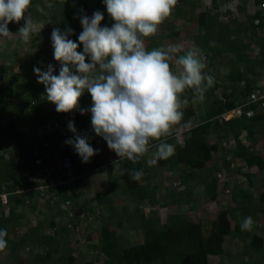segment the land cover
I'll return each instance as SVG.
<instances>
[{
  "label": "trees",
  "instance_id": "trees-1",
  "mask_svg": "<svg viewBox=\"0 0 264 264\" xmlns=\"http://www.w3.org/2000/svg\"><path fill=\"white\" fill-rule=\"evenodd\" d=\"M230 1L234 0H210L201 9V0H144L136 3L137 19L132 22L115 0H0V37L17 32L20 22L46 23L41 49L32 58L25 56L17 66L20 70L14 62H0V190L10 192L7 203L0 199V250L8 248L11 264L76 262L72 246L87 237L83 234L82 238L79 228L82 209L78 211L75 202L63 209L62 203L72 197L69 191L80 190L84 179L103 165L107 166L108 188L98 192L97 203L110 208L111 213L112 197L119 191L127 193L138 207L130 214L126 206L118 226L124 228V220L137 221L134 226L142 240L124 245L117 226L104 222L99 225L100 232L94 233L97 243L90 246L106 256L102 264H213L208 256L222 254L226 239L232 236L244 243V256H260L264 261V238L248 220L264 206V191L257 202L252 200L259 188L258 175L264 186V156L256 148L264 147V0H254L253 14H247L244 5L238 6L246 19L240 20L228 9L223 13L227 20H220L221 5ZM93 17L99 24L96 42L104 70H88L81 54L86 27ZM180 20L195 27L187 50L177 40L182 34L177 25ZM117 28L120 36L115 33ZM255 44L260 49L257 54ZM183 51L191 54L194 68L170 83L169 70L181 60ZM224 54L231 58L227 71L221 74L215 61ZM197 62H201L199 66ZM23 64L31 72L22 68ZM127 83H136L138 88L129 90ZM135 94L151 100L153 111L160 110L168 125L157 119L151 132L129 128L128 121L136 117V111L142 118L150 111L144 101L131 100ZM173 94H178V102L161 106L154 100ZM237 107L241 114L228 120L222 117ZM137 126L143 127V123ZM211 135L216 136V142H211ZM97 136L108 140L109 152L97 148ZM140 136H150L153 144L141 148ZM7 137L16 140V149L3 146ZM231 140L234 146H224ZM78 147L82 153L76 158L69 150ZM35 149L55 156L53 162L43 163V168L64 156L74 157L71 174L75 182L52 187L58 200L44 205L48 210L44 214L50 212L52 217L50 232H45V219L36 218L28 229L26 222L19 224L25 216L20 213L25 201L18 190L30 185L37 170ZM214 156L216 166L208 168ZM237 161L238 167L234 165ZM115 164L121 168L118 175ZM167 167L177 171L173 181L179 179L182 188L166 190L163 204L173 211L162 221L155 210L145 214L139 205L158 204L160 189L153 180ZM207 168L209 173L204 174ZM215 168L223 171L225 181L236 169L248 185L239 176L235 178L239 190L233 192L232 188L230 195L235 199L241 195L243 202L237 205V198L236 203L218 210L206 227L180 209L194 201L198 185L207 200H218L219 193L229 186L226 182L222 188L213 175ZM243 168H256L257 172ZM32 209L41 213L42 204L35 201ZM127 213L128 220L124 218ZM41 246L46 251L35 252ZM25 250L27 258L20 254Z\"/></svg>",
  "mask_w": 264,
  "mask_h": 264
},
{
  "label": "rangeland",
  "instance_id": "rangeland-1",
  "mask_svg": "<svg viewBox=\"0 0 264 264\" xmlns=\"http://www.w3.org/2000/svg\"><path fill=\"white\" fill-rule=\"evenodd\" d=\"M201 1L203 3V6L201 7V9H204L207 5L210 4V0H201ZM115 2L117 4H120L124 8V14L127 18L130 19V21L136 22V19H137L136 3L139 2L142 4L144 2V0H115ZM241 5L242 6L244 5V7L246 8L247 14H253L256 10L254 0H234V1H230L229 3L221 5L220 11L222 12V14L219 15V19L221 20L224 18L225 20H227V16L224 15L223 13H225L226 10H228V9H231L232 11L236 12L235 15L240 20L246 19L245 13L243 11H240V10L238 11V6H241ZM198 10H200V9H198ZM145 25L149 26L148 23H146ZM177 25L182 30L181 36H179L177 38V40L179 41L178 44L180 47L183 48V50H187V48H189L188 42L192 41L193 40L192 38H194V36H195V27L191 22L190 23L185 22L184 20L178 21ZM45 26H46L45 22H39V21H35V20L32 21L31 23H29L28 25L24 24L23 22H20L19 26L17 27V32H15V33L5 32L0 37V62H2V60L6 61L9 64H13V62H14V63H16V68L19 69V67H17V66L19 65V62H21V61L23 62L25 60L24 59L25 56L32 58L35 56L36 52L39 49H41L42 41H43V38L45 37V30H44ZM98 29H99V24L97 21V17H93L91 22L89 24H87L86 36L84 39L85 48L81 52L82 58L85 62V66L88 70H104V69H106V67H104L105 63L102 61L103 60L102 56L100 55L98 47H97L96 38H97V34H98ZM115 33L117 36H120L121 35V29L117 28ZM263 35H264V32H263ZM162 43H164V46H165V43H168V37H166V39H164ZM259 52H260V49H259L258 45H256V47L254 48V53L257 54ZM180 56H181V60L179 62H181V63L176 61L177 63H175V65L173 64L169 70L170 74L168 76V81L170 83H175L181 77L188 74L191 69L194 68V64L191 63L193 61V59H191V54L188 51H183V53ZM230 58H231V54H224V56L216 59L215 64L218 65L216 68V70H218L217 72H219L221 74H225V72L227 71V65H228ZM200 63L197 62L196 65L199 66ZM159 64L161 65V63H159ZM21 66H22V68L24 66V69L26 71L31 72V70H29V66L27 64H23ZM215 67H216V65H215ZM177 68H179L178 69L179 72H178ZM23 81H25V80H23ZM23 81L20 80L21 83ZM125 86L127 88H129V90H131L134 87H137L138 85L136 83H134V84L127 83ZM153 92L154 91L150 92V94H152V96H154ZM131 100H139L140 102L144 101L146 103L145 109H147V110L150 109V111L145 118L144 117L142 118V115L140 113H137V111H136L135 112L136 117L133 119H130L128 121L129 122L128 123L129 128L133 127V128L140 129V132H142V133L145 130L151 132L153 126L156 124V122H158L157 119L162 120L161 119L162 113L160 112V110L153 111L154 105H151L152 101L151 100L146 101L145 96L141 99V96L139 94H135V95L131 96ZM154 100H156L157 102H159L161 104V106H163V105H166L170 102H178L179 96H178V94H173L170 97H166L165 95H163V97L158 96ZM56 110H58V109H56ZM58 111H60V110H58ZM139 122L143 123V127L137 126ZM161 122L164 123L165 126L168 125L167 122L165 121V119H163ZM174 126H176V124ZM98 138L99 137L97 136L96 139H98ZM210 139H211V142H216V140H217L216 136H213V135L210 136ZM229 142H231V141H229ZM2 144L4 147L6 146V148L8 147L11 149H16V140L13 137H7L6 139L3 140ZM229 144L230 143H228V146H234V142H232V144H230V145ZM99 147L102 151H105L106 153L108 151H110L109 150L110 144H109L108 140H106V138H102V141L99 144ZM256 148L264 156V147H262V144L256 146ZM69 151L76 158H79L80 157L79 154L82 153V150L80 149V147L72 148ZM220 157H222V155H220ZM72 158H74V157L72 156ZM216 159H217V156H214V159L208 163V168H211L212 166H216V161L218 160V159L217 160ZM239 164L240 163L237 161L234 165H236L238 167ZM208 168L204 170V174L209 173ZM216 169L217 168H215V170ZM246 170H253V171L257 172L256 168H250V169H246ZM234 171L235 172L230 174L232 177L229 179V181H223L224 180L223 177H218L219 172H223L221 170H219V171L216 170V172L214 171L213 175L218 177L219 181L222 182L221 183L222 188L225 185L224 182L225 183L227 182V185L231 186V189L233 186V190H234L233 192H235V191L238 192L239 188L235 187V185H236V182L238 181L237 179H238L239 173H237L236 169ZM176 172L174 170H169L168 167L163 168L162 171H159L156 179L153 180V183L158 184L159 189H160L156 193V196H157L156 199H157L158 204L154 207L149 206L148 204L146 205V203L139 205L141 210H143L145 212V214L146 213L149 214L150 212H152V210H155L157 212V214H159L162 221H165L167 216L170 213H172V211H173L172 207L164 205L163 203H164V199H165V192L167 189L179 190L180 188H182V186L179 187L177 185H174L176 180L179 181V179H176L173 181L174 177L177 175ZM243 172L244 171L242 169L241 173L243 174ZM114 173L117 175L121 173V168L118 165L114 167ZM99 178L100 179L98 180V183L102 184V186H103L102 189L107 190V188H108V183H107L108 173H105V171L101 169V173L99 175ZM235 178H237V179H235ZM239 178L244 183L246 182V181H244V175L239 176ZM257 181H258V185H259L258 187L259 188L254 192L255 195L253 196V199H252L255 202L258 201L257 197H259L260 192L264 191V186H261L262 183H261V179H260L259 175H258ZM93 183L91 182V185L94 186ZM245 184L248 185L247 182ZM91 185L87 184V186L89 188H91ZM95 187H96V184H95ZM194 191H195V197L193 199L194 201L188 205L183 206L180 209V212L190 214L194 220L200 221L206 227H210V222L213 219H215L218 210H220L221 208H224V207H226V208L229 207L233 202L236 203L237 198L239 199L237 205H241L240 202H243V200H244L241 195H238V197H236V199L233 195V198H232V196L230 194H224V190H223L222 192L219 193L220 196H219L218 200H210L209 201L205 198L204 195L201 194L202 189L199 187V185L195 188ZM93 197H94V193L92 195V198ZM75 204H76V208H78L77 210L80 211L81 210L80 208H82V206L85 205V201L83 202V197L77 195V197L75 199ZM111 206H112L111 213L109 210L110 208L108 209V207H106V209H102V214H100V215H97V213H94V214L90 213V215H88L87 218L82 215L81 221H80L81 227L79 226V228L81 230L80 232L82 234V238H83V234H85L87 237H89V239H86L87 237L83 238L78 243L79 245L72 246V248L75 250L74 252L76 255V262L74 264H88V262L91 259L94 260V264H102V262L104 261V258H106V256H104L102 254V252L99 251V249L94 250L90 246L93 245L95 242L97 243L98 240L96 239L97 237L95 238L94 233H96L98 231L100 232V226L99 225L104 224V222L106 224H107V222L111 223L110 225L112 227L117 226L116 227L117 232L121 238V242L124 245L136 243V242L142 240L141 232L139 230H136L135 226H134V225L138 224L137 221L130 222V221L124 220V228L118 226V220H119V218H121L120 216L124 214V211H126V210H124L126 208V206L129 207L127 212H130V214H134V210H136L138 207L137 203L133 199H131V197L128 196L127 193H125L123 191H121V192L119 191L118 193H116L112 197ZM88 207H91L90 204L88 205ZM93 208H95V203L93 205ZM21 212H23V213L25 212L24 213L25 216L22 217L21 221L18 220V222L20 221L19 224L26 222L27 223L26 226H28L27 228H29V225L32 224V222H35L37 219H40V220L45 219L46 224L48 226V227H45V232H50V228L48 225L50 220L52 219L50 212L42 215V214L36 213L32 209H30V206H27V207L24 206L21 209ZM109 213L111 216L110 218H109ZM79 214L81 215V212ZM77 215H78V212H77ZM129 216L130 215H128V213H127V215H125L124 218L126 220H128ZM253 216H255L256 219ZM248 220L251 223L252 222L254 223L253 224L254 228L259 233V235L263 236V238H264V206H262L260 208V211L258 213L251 214V216L248 217ZM205 230L206 229H204V231ZM243 245H244V243L241 242V240L238 237H236V236L228 237L226 239L225 244H224L222 254H220V255L210 254L208 256V259L213 264H264V261L262 260V258L260 256H253L252 258H250V256H247V255L244 256L242 254ZM66 248H67V251H70L71 246L66 247ZM7 250H8V248L5 250H0V264H11V261H9V259L7 258ZM39 251L45 252L46 247L41 246L40 248H37L35 250V252H39ZM27 252H26V250L23 251V253H21V251H20V254L24 258H27L28 257ZM27 264H29V263L27 262Z\"/></svg>",
  "mask_w": 264,
  "mask_h": 264
},
{
  "label": "built area",
  "instance_id": "built-area-1",
  "mask_svg": "<svg viewBox=\"0 0 264 264\" xmlns=\"http://www.w3.org/2000/svg\"><path fill=\"white\" fill-rule=\"evenodd\" d=\"M253 99H256L257 97L254 95H252ZM242 113L241 107H237L227 113H224L222 115L223 118H225L226 120H228L229 118H231L234 115H239ZM56 127L62 128V125H60L59 123H56L55 125ZM233 140H231V142H224L225 146H228V143L232 144ZM140 144H141V148L142 147H147L152 143V138L150 136H140ZM229 144V145H230ZM47 147V145H45ZM35 154L36 155H41L44 152L35 149ZM36 162L38 164L42 163V159L38 158L36 160ZM72 166H73V162L71 160V158L69 157H65L64 159H61L58 163L57 166L55 168H52V171L55 172V174L57 176L54 177H50L47 178L48 175L53 176L52 172H50V170H36L33 174H36L35 177L33 178V180L36 182V184L34 183L33 186L29 187V186H24L22 187L20 190H18L19 194H30L32 191H34L35 193L38 194V196L40 197L41 200L43 201H47V202H55L58 200V196L54 195V193L51 191L52 187H55L57 185H63L66 182H70L72 179H63L62 177L65 175H71L72 173ZM244 170L247 168H243ZM43 173V174H42ZM60 173V174H59ZM41 175H43V178H41ZM45 175H47L45 177ZM223 173L219 172V177H223ZM47 178V179H46ZM176 185L178 184L177 182L175 183ZM5 188V187H4ZM9 194L10 192H8V190L3 189L2 191L0 190V199L3 203H7L8 199H9ZM69 195H73L72 191H69ZM53 196V197H52ZM52 197V198H51ZM51 198V200H50ZM71 205V199L70 197H68L65 201H63L62 203V207L64 209H67L69 206ZM20 232H22L23 230H19Z\"/></svg>",
  "mask_w": 264,
  "mask_h": 264
},
{
  "label": "clouds",
  "instance_id": "clouds-1",
  "mask_svg": "<svg viewBox=\"0 0 264 264\" xmlns=\"http://www.w3.org/2000/svg\"><path fill=\"white\" fill-rule=\"evenodd\" d=\"M166 105H169V103L168 104H166ZM225 146V145H224ZM35 151V150H34ZM33 151V152H34ZM35 153V152H34ZM36 155V154H35ZM37 156V159L38 158H41L42 159V163H40V164H38L36 161V165L38 166L37 167V170L39 169V170H50V172H52V174H53V176L52 177H54V176H57L56 174H55V172H53L52 171V168H55L56 166H57V163L56 164H54V163H50V164H48V165H46L47 166V168H43L42 166H43V163H45L46 161H50V162H53V159L55 158V156H54V154H52V152H50V151H46V153L44 152L43 154H41V155H36ZM65 157H69V158H71V160H72V162H73V159L74 158H72V156L70 155V156H64V157H62V158H60V160L61 159H64ZM46 164V163H45ZM244 171H246V169L244 170ZM35 172V171H34ZM43 174V173H42ZM35 175L36 174H33L31 177H30V185H28L29 187H31V186H33L34 185V183L36 184V182L33 180V178L35 177ZM47 175H45V177H46ZM219 177V176H218ZM41 178H43V175H41ZM65 178L66 179H72V178H74L73 180H71L70 181V183H74L75 181V179H76V177L74 176V174H71V175H65ZM223 178H224V180L223 181H225V175L223 176ZM29 181V180H28ZM222 181V180H221ZM178 183L177 184V186H181L180 185V181H175V183ZM174 183V185H176ZM222 183V182H221ZM225 183V182H224ZM85 184V183H84ZM86 187H87V189H86ZM232 188H233V186H232ZM93 190H95V187H93L92 188V186H91V188H89L86 184H85V186L83 185V187L80 189V190H75L74 189V191H72L73 192V195H72V197L70 198L71 199V203L72 202H75V199H76V197H77V195H79V196H81V192H83V193H90V192H93ZM224 191L227 193V194H230V192L232 191V189H231V186H229V187H227V188H224ZM20 198H22V199H24V201H25V204H23V206L22 207H27V206H30V209H32V203L33 202H35V201H38L40 204H42V212L40 213L38 210H35V212L36 213H40V214H42V215H44V212L45 211H48L45 207H44V205L45 206H47L46 204H45V201H43V200H41L40 199V197L38 196V194L37 193H35L34 191H32L30 194H20ZM88 200H90V203H87V201ZM96 200H97V198H96ZM85 201V205H83L82 206V210H81V216L80 217H82V215L83 216H85L86 218H87V216L88 215H90V213H97V215H100V214H102V209H104V208H102V207H98L97 206V204L95 203L96 201H95V196L92 198V196L91 197H86L85 196V198L83 197V202ZM94 203H95V208H93V205H94ZM90 204V206L91 207H88V205ZM93 208V209H92ZM64 209V208H63ZM90 209H92V210H90ZM106 209V208H105ZM32 210H34V209H32ZM20 213H23V212H20ZM25 213V212H24ZM23 213V214H24ZM65 223H68V221L66 220V222ZM64 223V224H65ZM32 224H33V222H32ZM69 226H71V225H69ZM81 227V226H80ZM19 229V228H18ZM26 229H28V228H26ZM23 230H25V228L23 229Z\"/></svg>",
  "mask_w": 264,
  "mask_h": 264
},
{
  "label": "crops",
  "instance_id": "crops-1",
  "mask_svg": "<svg viewBox=\"0 0 264 264\" xmlns=\"http://www.w3.org/2000/svg\"><path fill=\"white\" fill-rule=\"evenodd\" d=\"M39 129H41V128H39ZM104 138V137H103ZM101 141H102V138L101 139H97L96 140V146H97V148L100 150V151H102L101 149H100V147H99V144L101 143ZM109 152V151H108ZM115 166H117L116 164H115ZM106 165H103L102 167H100V168H98V169H96V171L94 172V174L90 177V176H87V178H85L84 179V183L87 185H91V182L94 184V186L93 185H91L92 186V188L93 187H95V184H96V187H95V190H93V192H90V193H83V192H81V196L82 197H84L85 198V196L86 197H91L92 195H93V193H94V196H95V203L97 204V206L98 207H100V204L99 203H97V200H96V198H98V192H100V191H103L104 189H102V184H99L98 183V180L100 179L99 178V175H100V173H101V169L102 170H104L105 171V173H107V170H106ZM97 181V182H96Z\"/></svg>",
  "mask_w": 264,
  "mask_h": 264
}]
</instances>
